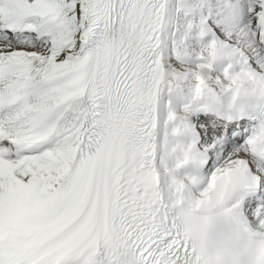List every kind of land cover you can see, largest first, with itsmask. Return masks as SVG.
Masks as SVG:
<instances>
[{
    "label": "bare ground",
    "instance_id": "obj_1",
    "mask_svg": "<svg viewBox=\"0 0 264 264\" xmlns=\"http://www.w3.org/2000/svg\"><path fill=\"white\" fill-rule=\"evenodd\" d=\"M5 1L0 0V12L2 14L1 23L8 31L16 26L30 27L27 23L28 19L32 18L35 20L38 18L40 21H45L41 29H35V31L41 33L42 39L46 37V33L48 32V22L50 21L55 25L58 19L61 18L52 8L47 7L46 3L31 5L29 4L31 0H27L29 2L24 4H21L20 1L17 0L15 3L12 0L8 2L7 0ZM8 4H12L13 6H8ZM13 7H17V10L9 12ZM164 7L165 13L160 33L161 50L157 75L158 80L159 77H161V84L155 90L152 120L153 130L155 132V150L158 155L157 170L162 180L161 188L167 201L176 203L184 200L194 202L197 200L196 197L205 199L211 186L209 181L212 179H209L205 184H201L204 182L205 176L197 177V175L192 172H183L177 169L180 168V166H190L198 170L204 158V153L199 151L194 144L200 135L197 133L194 126L192 127L189 125L190 121L184 116L186 113H181L179 107L181 104L186 103H190L192 106L196 105L199 95L198 84L201 81L212 84L214 87H221L223 84H227L228 86H238L241 89H247L248 86H255L264 90V55H262V53L264 54V46L261 44V31L264 21V0H181L179 3L175 2V0H166ZM172 9L174 10L172 11ZM176 10L182 11L187 15L197 16V23L200 25L201 29L204 30L203 32L208 34L209 32L207 30L212 31V29H210L209 20H212L216 27V21H218V19L224 20L227 39H229V41L234 40L232 45L217 41L215 45L216 53L215 56L212 57V62L205 64L202 60V64L196 63V65H198L195 71L194 67L189 66V64L194 63V61H187L191 62L188 64L189 67L181 70L182 73L190 74V78L183 83L187 86L186 92H182V84L174 82L169 72L171 68L178 69V63L174 61L175 59L173 60L174 57H172L168 45L170 35L169 18L170 14L173 16ZM78 12L80 22L83 24L85 14L84 0H82ZM248 20L250 24H246ZM195 29H197V27ZM64 32L66 31L64 30L63 34L67 33ZM11 39H16V36H12ZM69 39H71V37L67 36V40ZM28 41L34 43L38 41V39L34 41L31 39ZM32 43L28 44L27 47L25 44L20 45L0 42V51H2L1 48H3L8 51L37 52V50L33 49V46L31 47ZM82 43L81 41L76 52L66 51L64 55L66 57L74 56L80 51ZM7 46L11 47L7 49ZM248 55L257 59L255 62L259 66L260 72H255L250 67H245L248 62ZM247 68H250L252 71H246ZM70 106L71 110H73L71 114L72 117L77 113L74 110H77L81 112L83 120L86 115L84 109L81 108L85 106L84 101L77 100ZM217 107V104H212L211 108ZM182 108L186 107L183 106ZM83 127L84 125L82 123V125L77 127L68 128L73 133V136L70 140L61 145H55L58 140V133L56 132L53 141H51L52 135L44 137L41 140V144H44L43 147L48 145L47 148H40V154L28 156L25 162L26 167L19 173V176L30 182L38 192H43L53 184H56L58 179L65 175V172L73 161L75 149L82 138ZM65 135L67 134L65 133L61 136ZM217 142L219 143V141ZM209 145L206 146L209 147ZM212 145L213 143L211 147H213ZM200 149L203 150L204 148ZM204 150L207 156V149ZM231 155L235 156L236 153ZM187 156L191 164H182V159L187 158ZM243 156L244 152L240 150L239 155L235 157L233 162H243V160L240 159ZM223 162L224 165L217 169H222L229 163L227 160ZM192 192H195L197 196H191ZM193 198L195 199L190 200Z\"/></svg>",
    "mask_w": 264,
    "mask_h": 264
},
{
    "label": "rangeland",
    "instance_id": "obj_2",
    "mask_svg": "<svg viewBox=\"0 0 264 264\" xmlns=\"http://www.w3.org/2000/svg\"><path fill=\"white\" fill-rule=\"evenodd\" d=\"M8 1H11V0H7V2ZM12 1L15 3L16 0H12ZM17 1H20L21 4H24V3H28L29 2L27 0H17ZM63 1L65 2V4H64L65 6L66 5H69V6L66 8L65 11L59 13V12H57V9H59L63 5ZM75 2H76L75 0H31V2H29V4H31V5H37L38 3H46V6L47 7L52 8V10H54L57 15L61 16V18L58 19V22L55 25H53L50 21L47 24V31L49 32L52 29L51 26H54L53 28L55 30V34L58 35L61 32L63 33L64 30L67 32V30L65 29L66 23H64V22H66V20H64V22H61V19H62V17L64 15H70V14L72 15L73 14L72 12L74 11V8L72 6V3H75ZM175 2L179 3V2H181V0H175ZM14 3H13V5H14ZM13 5L12 4H8V6H13ZM55 5H56V7H55ZM52 6L55 7V8H53ZM79 6H81V4L78 5L77 8H76V10H77V16H73L72 15L69 18V26L71 28H73V29H77V27L75 25H78L79 24L78 23V21H79V17H78L79 16V12H78ZM14 8L15 7H13V9ZM16 10H17V8L14 9V11H16ZM14 11L11 9V11H9V12H14ZM178 12H182V11H178ZM173 16H174V14H173ZM175 16H176V14H175ZM1 17L2 16H0V20H1ZM192 17H194V19H192ZM197 19H198L197 16L187 15V14H178L177 17H172V21L171 22L175 24L174 25V31L176 33V36L174 37V40H173L176 43L175 49L178 50L180 52V54H184L182 56V59H181L182 64H181V62L176 61L173 58V60L176 63H178V69L172 68L169 71L172 79H174V82H177L178 84H181L180 82L185 83L188 80L186 78H190V76H189L190 74L189 73H182L181 72V70L183 68H186V67L188 68L190 66V67H194V71H195L196 66L198 65V64L196 65L195 60L199 61V60H202V59H206V57H207V56H199V55H198L199 57L198 56H192V55H190L191 54V51L197 52V53H201L202 52V50L200 49L201 46L207 45L208 42H210V43H213L214 42L215 45H216L217 44V41H218V42H221V43H229V44L232 45L233 44V41H234V40H230L229 41V39H227V33L225 34V32H227L226 31V27H224V22H222L221 19H218V21H216L217 27H216L215 23L213 24L212 20H209L210 21L209 23H210V26H211L210 29H212V31L214 29H220L221 30V31L218 30L219 32H216V34L214 32H212L211 35H216L214 37L213 36H209L207 33H204V32H202L200 30V27H198L199 24H197V22H196ZM35 20H38V21L31 20L29 24L37 25L38 22H40V19H38V18L35 19ZM246 24H250V21L249 20L246 21ZM41 26H42V24L40 25L39 29H41ZM196 27H197V29H195ZM1 28H2V25H0V29ZM0 32H2V34H5L6 33V32L1 31V30H0ZM48 32L46 34H48ZM66 32H64V33H66ZM196 32H199V33H196ZM49 35H50V37H47V38L45 37L47 40L45 38H42V40H44V42L38 40V41H35L34 43L29 42L28 39L30 37H36V36H38L37 32L34 35L32 33L31 34H28L27 37H26V40L24 38H22L19 42H17L16 40H13L12 41L11 38L10 39L9 38H6L3 35L2 36L3 39H1L0 42L1 43H8V44H20V45L21 44H25V46H27L28 44L32 43L31 44V47L33 46L34 47L33 49H36L37 51L38 50L41 51L42 48H45V50H46L45 52L46 53H51L55 49H57V51L59 53H64V51H66V50L68 52V50H72L73 49L74 46H67L65 48H58L57 47V43H55L54 40L51 37L52 30L49 32ZM78 36H79L78 31L74 32V38L76 39V41H78ZM170 36H171V26H170L169 39H170ZM225 36H226V38H225ZM70 37L72 38L73 36L71 35ZM186 37L188 38V40L185 39ZM196 37L198 39H201L200 41H202V39H206V40L203 41L201 43V46H200V44H199V42L197 40L194 43V39ZM0 38H1V36H0ZM64 38H65V36L61 37L60 39L62 40ZM223 39L225 40V42H224ZM2 40H4V41H2ZM66 40H67V37H66ZM33 41H34V39H33ZM208 46H212V45L209 44ZM9 47H11V46H7V49ZM196 47H199V48H196ZM215 49H216V46L214 48V52L211 55H213V54L216 53V50ZM1 50H5V49L1 48ZM169 50H170V47H169ZM75 51H69V52H75ZM256 52H258V51H256ZM202 53H206V52H202ZM250 56L249 55L247 56V61L248 62H247V64H246L245 67H250L255 72H260V68L257 65V63L255 62V60H257V59L255 57L253 58V57H250ZM189 60L194 61V63L189 64V63H191V62H187ZM203 61L205 62V64L206 63L209 64L210 62H212V59L210 61H208V60H203ZM188 64H189V66H188ZM199 64H202V63H199ZM250 68L249 69L247 68L246 71H252V70H250ZM65 118H66V120H67L68 123H71L72 122V116H66ZM198 121L202 125L205 124L202 120H198ZM191 123L194 124V126H195L196 120L191 121ZM64 131L65 132L67 131V133H66L67 135H65V136H61L62 135V133H61L62 131H60V130H57L56 133H58V137L60 136L59 139L63 140L64 142H67L68 140H70L72 138V137L70 138V136L68 135L71 131L68 132L69 129H65ZM200 133H201L200 137H202V139L199 141V145H201L202 148H206L207 147L208 151H210V154L208 155V158H207V160L205 162V165H204V167L201 170L203 176H205V178H206L212 172V170L214 171L215 168H219L222 165H224V162L223 161L226 160V157L227 156L225 154L222 155L221 153L218 156V155H215V153L213 152V151L218 150V147L221 146L220 144H222V141H220L217 132L214 133L212 131H207V130L202 129L200 131ZM217 141H219V143ZM64 142H62V143H64ZM62 143H60L59 145H61ZM212 143H213V145H212L213 147H211V144ZM206 145H209V147H211V148H209ZM221 148H224L225 149L226 147L221 146ZM226 151H229V148L226 149ZM203 176H201V177H203ZM251 205H253V203H251Z\"/></svg>",
    "mask_w": 264,
    "mask_h": 264
}]
</instances>
